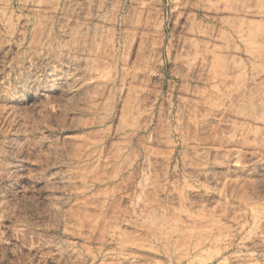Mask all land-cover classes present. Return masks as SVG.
Returning <instances> with one entry per match:
<instances>
[{
    "label": "rangeland",
    "instance_id": "rangeland-1",
    "mask_svg": "<svg viewBox=\"0 0 264 264\" xmlns=\"http://www.w3.org/2000/svg\"><path fill=\"white\" fill-rule=\"evenodd\" d=\"M0 264H264V0H0Z\"/></svg>",
    "mask_w": 264,
    "mask_h": 264
},
{
    "label": "bare ground",
    "instance_id": "bare-ground-1",
    "mask_svg": "<svg viewBox=\"0 0 264 264\" xmlns=\"http://www.w3.org/2000/svg\"><path fill=\"white\" fill-rule=\"evenodd\" d=\"M205 3H209L212 5H216L217 3H219L221 0H202ZM220 7V6H219ZM215 20V19H214ZM217 23V22H216Z\"/></svg>",
    "mask_w": 264,
    "mask_h": 264
}]
</instances>
